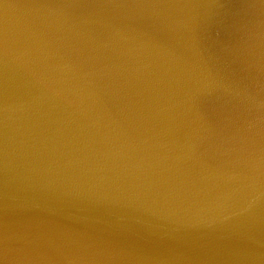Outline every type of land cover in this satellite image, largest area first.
<instances>
[{"label":"water","instance_id":"obj_1","mask_svg":"<svg viewBox=\"0 0 264 264\" xmlns=\"http://www.w3.org/2000/svg\"><path fill=\"white\" fill-rule=\"evenodd\" d=\"M0 264H264V0H0Z\"/></svg>","mask_w":264,"mask_h":264}]
</instances>
